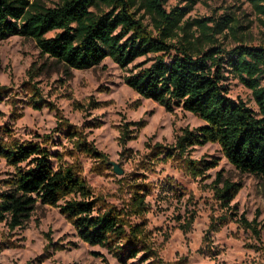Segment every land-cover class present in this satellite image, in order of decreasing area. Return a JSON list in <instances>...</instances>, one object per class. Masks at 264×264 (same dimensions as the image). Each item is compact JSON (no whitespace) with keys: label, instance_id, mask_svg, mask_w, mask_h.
Masks as SVG:
<instances>
[{"label":"clouds","instance_id":"9594fccd","mask_svg":"<svg viewBox=\"0 0 264 264\" xmlns=\"http://www.w3.org/2000/svg\"><path fill=\"white\" fill-rule=\"evenodd\" d=\"M21 3L33 19L9 16L16 31L0 30L10 64L0 73V264H264V129L244 134L251 150L242 152L221 123L238 121L245 129L264 121L240 69L243 61L264 77V0H201L171 27L136 0L124 11L135 12L137 23L108 33L116 49L144 52L123 64L119 51L99 39L92 55L74 40L81 59L64 58L65 43L79 31V13L99 18L112 12L107 4ZM73 3L66 27L61 21ZM189 3L168 0L164 15L173 17ZM202 16L211 17L207 34L194 22ZM115 18L106 17L105 25ZM32 23L42 27L33 31ZM184 24L189 27L181 30ZM176 62L211 68L208 80L185 70L176 74L183 88L166 82ZM194 84L210 88L198 108L188 91ZM242 110H250L246 120ZM45 155L43 179L22 189V178L41 169ZM56 181L57 191L49 192ZM16 201L33 205L26 218L15 216ZM81 204L90 210L81 211Z\"/></svg>","mask_w":264,"mask_h":264},{"label":"trees","instance_id":"16d2710c","mask_svg":"<svg viewBox=\"0 0 264 264\" xmlns=\"http://www.w3.org/2000/svg\"><path fill=\"white\" fill-rule=\"evenodd\" d=\"M198 0H190V3L185 6L184 9H181L180 12H177V14L173 17H168L164 15L163 10V3H166V0H145V4H142L141 6H147L149 10L153 13V18L160 17L163 21L167 22L169 26L171 27L173 24H178L179 20L181 18V13L184 15L189 12V10L192 8V6L197 2ZM136 3V0H117V2H113V0H99V3L97 4V7H102L107 4L110 8H112L111 13H104L103 16L99 18H93L91 16H85V14L81 11L78 15L79 20V31L75 37H73L72 40H69L64 45V58L68 59L70 55L73 56L74 59L79 61L81 59V56L78 53H74V40L79 39L82 42H84L80 47L88 48V55H92L91 45L97 40H103L105 43H109V46L113 48L114 51H119V55L121 58V63H125L130 61V59L134 58L136 55L144 54L143 51H136L133 47L132 52L130 53L128 48L125 46H120L119 49H116V39L112 38L108 35L115 26H117L120 23L125 24V30H127L128 27H130L133 24H136L137 21L132 19V16H135V12H132L131 15H126L124 9H130L134 4ZM123 6L120 13H115V7L117 6ZM83 8H87L88 5L84 4L82 5ZM67 8V6H66ZM76 11V4L73 3V7L71 9H68L67 12L63 16V20L61 21L66 27L70 24L71 20L73 19L72 12ZM136 11H139L137 9ZM176 8H173V12H176ZM115 14V20L111 22V27H108L105 25V18L112 16ZM12 16L15 19H19L21 16H24L26 21H31L33 19L32 13H25L24 12V6L21 3V0H0V30H2L5 34L16 31L15 25L9 21L8 17ZM36 19H40L39 15L36 17ZM141 20H143V16L140 17ZM211 17L207 18H198L194 19L195 23H198L201 25L203 29H205V34L207 30V24L205 21L210 20ZM225 21V16L221 15L220 17V23L217 24V27L220 28ZM99 23L100 27H97V24ZM181 30L189 27V25H179ZM24 27L27 29L29 27V24L26 23ZM31 29L34 31L36 28L42 27L41 23H32L30 25ZM139 27H143V25H139ZM95 33V34H93ZM38 34V33H37ZM39 35V34H38ZM120 35H123L121 33ZM131 37L129 40L131 41ZM128 42H126L127 44ZM189 46H191L194 41H187L186 42ZM145 48L148 51H152L153 49L148 48L147 44H145ZM213 63H215V60H213ZM240 69L245 71L248 75V79L251 83H249L247 86L252 87L254 89V94L256 96L257 101L261 104V107L264 108V88H261L259 86V79H264V77H257V71L258 69L254 65H248L246 62H241ZM187 70L188 74L193 77H198L199 80L206 81L208 80V75L211 71V68L205 69L203 67H188L185 69L184 66H182L179 62L175 63V66L172 68L173 75L170 78H166V82L170 79L172 84L179 83V86L181 88L184 87L183 81H178L177 79V73H180L182 71ZM138 75H143L138 74ZM148 79L147 76H144V79L138 81V85H144L145 81ZM4 91H8V89H3ZM190 92V95L192 97L191 103L198 108L199 105L197 104V100L201 97H205L206 94L210 91V88L206 84H194L190 89H188ZM214 103V102H212ZM209 111L207 112L208 116H212L213 113L216 111V107L212 106V104L209 105ZM193 110V109H189ZM250 110H242L240 114L241 120H246L247 115L246 113ZM222 125L226 126L228 130H230V139L231 142L236 144V147L238 150L244 152L249 151L250 145L248 136H253L255 134V131H259L260 129H264V121H257L255 124L251 125L249 128L241 129L239 122H233L230 120H224L221 121ZM259 125V127H257ZM72 125H70L71 127ZM255 130V131H254ZM247 133L248 136H244V134ZM244 136V139H241V137ZM234 137V139H232ZM258 146L253 144L252 149L257 148ZM259 147H264V145H259ZM29 151V149H22V154H25ZM47 160L46 155L42 158L41 162V169L33 170V175L29 176L27 179L22 178L24 180V183L21 184V188L30 191L32 181H41L43 179V173L42 168ZM59 181H56L53 183L52 186L49 187V192H55L57 191L56 185L59 184ZM29 186V187H26ZM227 191V189H226ZM11 199V197H8ZM31 198H29L30 201ZM29 201H16V211L15 216L21 217L24 216L26 218V214L30 213L33 209V205ZM72 205H69L71 207ZM7 210V209H5ZM81 211H87L90 210L87 204H81L80 205ZM95 220L96 218H92ZM4 222V218L0 216V224ZM17 221H13L15 224ZM101 227H108L110 226L109 222L101 221ZM87 227V226H86Z\"/></svg>","mask_w":264,"mask_h":264},{"label":"rangeland","instance_id":"374dc122","mask_svg":"<svg viewBox=\"0 0 264 264\" xmlns=\"http://www.w3.org/2000/svg\"><path fill=\"white\" fill-rule=\"evenodd\" d=\"M166 2H168V0H166ZM201 0H198L193 6L192 8L189 10V11H197L196 9V4L197 3H200ZM204 3L206 5V0H204ZM187 6V5H186ZM187 15V14H185ZM223 15V14H222ZM199 18H207L206 16H202V17H199ZM195 19H198V18H195ZM10 66V64H6L5 63V54H4V50H3V46L0 45V73H2L4 70H6L8 67ZM74 79H75V76H74ZM86 79V78H85ZM101 87H103V85H101ZM103 103H108L107 101H104ZM106 114V113H105ZM90 123V122H89ZM49 211V209H45V216H47V212ZM2 224V223H1ZM23 239L26 241V244H25V247L28 246L27 242L30 241V237L26 234ZM62 264H66V262H63L62 261Z\"/></svg>","mask_w":264,"mask_h":264}]
</instances>
